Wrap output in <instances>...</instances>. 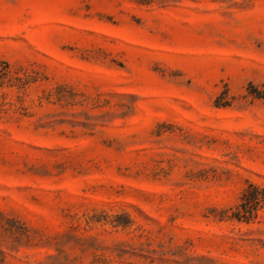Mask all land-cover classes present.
Masks as SVG:
<instances>
[{"label": "rangeland", "instance_id": "obj_1", "mask_svg": "<svg viewBox=\"0 0 264 264\" xmlns=\"http://www.w3.org/2000/svg\"><path fill=\"white\" fill-rule=\"evenodd\" d=\"M0 264H264V0H0Z\"/></svg>", "mask_w": 264, "mask_h": 264}, {"label": "trees", "instance_id": "obj_2", "mask_svg": "<svg viewBox=\"0 0 264 264\" xmlns=\"http://www.w3.org/2000/svg\"><path fill=\"white\" fill-rule=\"evenodd\" d=\"M255 190V192H257V189H254ZM246 197V194L243 196V201H244V198ZM256 201L258 200L259 201V199H258V196L256 195V197L254 198ZM260 202V201H259Z\"/></svg>", "mask_w": 264, "mask_h": 264}]
</instances>
